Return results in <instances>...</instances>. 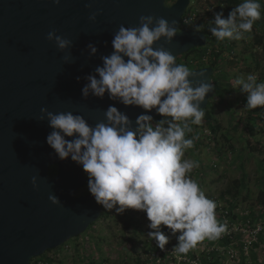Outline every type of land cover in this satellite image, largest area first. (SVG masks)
I'll return each mask as SVG.
<instances>
[{"label":"water","instance_id":"water-1","mask_svg":"<svg viewBox=\"0 0 264 264\" xmlns=\"http://www.w3.org/2000/svg\"><path fill=\"white\" fill-rule=\"evenodd\" d=\"M190 0H0V264H33L32 260L84 233L102 215L91 193L78 194L87 183L83 167L71 157L61 160L47 143L53 131L42 108L53 113L82 115L91 126L105 121L115 106L135 122L141 114L162 117L153 110L125 106L106 94L84 98L88 75L103 65L114 49L112 40L121 25L139 26L141 16L177 21L180 33L161 45L176 56L207 44V33L182 24ZM90 5V7H89ZM99 12L95 21L89 19ZM70 39L61 52L47 34ZM89 44L97 47L92 55ZM70 54V61L64 57ZM127 59V58H125ZM205 73L214 85L202 102L206 109L215 93V69ZM79 78V79H77ZM194 79V78H190ZM163 99V98H162ZM71 140V137H66ZM56 166V174L50 168ZM37 177L38 186L32 184ZM56 195L60 204L49 199Z\"/></svg>","mask_w":264,"mask_h":264},{"label":"clouds","instance_id":"clouds-1","mask_svg":"<svg viewBox=\"0 0 264 264\" xmlns=\"http://www.w3.org/2000/svg\"><path fill=\"white\" fill-rule=\"evenodd\" d=\"M54 2L60 4V0ZM99 14L93 12L89 19L95 21ZM214 16L210 32L217 42L240 40L261 19L262 5L260 0H242L227 18L223 12ZM180 31L177 21L153 15L141 16L137 27L121 25L112 40L114 51L102 57L103 65L95 69L96 75L86 77L88 83L82 89L84 98L107 94L125 106L155 110L163 117L159 121L141 114L133 123L115 106H109L106 120L95 126L71 111L53 113L42 108L40 119L46 116L53 129L47 143L59 159L71 157L83 167L97 204L109 211L115 209L117 214L128 209L145 212L151 229L147 235L156 246L165 250L175 236L178 244L173 251L187 255L205 239L221 238L227 226L216 219L217 203L189 175L199 163L184 158L198 138H186V133L193 132L192 125L202 123L205 112L201 104L214 85L204 72L197 76L177 63L176 56L163 45L154 47L162 38L172 43ZM195 31H202V26ZM47 39L61 52H67L73 43L55 31H50ZM88 48L92 55L98 51L93 44ZM64 60L68 63L70 54ZM257 81L256 74H249L234 82L246 94L247 109L264 108V82ZM32 184L38 186L37 177L32 178ZM49 199L60 204L54 194Z\"/></svg>","mask_w":264,"mask_h":264},{"label":"rangeland","instance_id":"rangeland-1","mask_svg":"<svg viewBox=\"0 0 264 264\" xmlns=\"http://www.w3.org/2000/svg\"><path fill=\"white\" fill-rule=\"evenodd\" d=\"M229 2L209 1L210 5L216 6V12L226 9V18L238 5ZM263 19L262 8L260 22ZM261 27L255 22L251 33H245L240 40L230 41L234 50L223 53L225 64L215 72L220 84L218 91L223 94L214 93L208 106L214 115V122L221 128L214 133L204 128L202 123L192 125L199 131L194 134L199 145L194 144L188 149L184 158L197 161L199 167L189 175L198 182L206 196L217 203L218 222L227 226V231L213 245L205 239L191 250L198 264H208L206 259L213 250L225 264L241 261L264 264V208L259 203L260 189L264 186V108H256L254 118L251 117L252 109L245 107L246 94L234 84L236 79H246L249 74H256L258 83L264 82V43L257 44L256 40V35L264 33V22ZM251 53L257 56L259 68H255L256 62H253ZM233 59L237 62H232ZM204 60L208 61V56ZM84 174L87 183L78 191L79 195L89 191L88 175ZM235 179L244 183L240 195L222 200L221 191ZM102 209L100 218L84 233L48 252L46 255L53 261L46 264H182L187 261L183 260L185 257L189 258L173 251L178 244L175 236L170 238L165 250L156 246L147 235L151 229L147 227L149 221L145 212L128 209L123 214H117L115 209L109 211L103 206ZM164 227L161 226L162 230ZM226 237L230 238L228 244L224 241ZM143 260L148 262L143 263ZM35 261V264H45L44 257Z\"/></svg>","mask_w":264,"mask_h":264},{"label":"trees","instance_id":"trees-1","mask_svg":"<svg viewBox=\"0 0 264 264\" xmlns=\"http://www.w3.org/2000/svg\"><path fill=\"white\" fill-rule=\"evenodd\" d=\"M229 1H230L229 3H235V4H239V3L242 2V0H229ZM260 3L262 5V8L264 9V0H260ZM260 20H258L256 22H258L259 28H262L261 26H262V23L264 21L260 22ZM200 25H202V24L200 23ZM214 26H215L214 23L210 24V27H214ZM208 29H209V27L206 30L208 31ZM256 36H257V38H256L257 44L264 43V33L258 34ZM230 41H232V40H227L226 39L225 41H222V42H213L214 45H212L211 41H210L209 45H207L208 44L207 43L205 46L195 47V48L189 50L187 53L180 55L179 56V62H180V64L186 65L191 70L192 69L201 68V67H206V66H212L215 69V72H217L218 68L223 66V64H225L224 62L226 61L222 57L223 53L225 51H229L231 53L234 50V44L233 43L229 44ZM206 56H208V61L204 60V57H206ZM251 57H252L253 62H256L255 68H259L260 62L257 59V56L254 53H251ZM228 62H230V61H228ZM232 62H237V61L233 59ZM263 78H264V74H263ZM214 79H215V94L216 93H218L219 95L223 94V92L221 93V91H218V89H219L218 86H220V84H218V79H217L216 74H215ZM244 98L246 100V96H244ZM204 112H205V116H204V118L202 120L203 127L204 128H206V127L209 128L214 133L217 132L221 128V126H220V124H216L214 122V120H215L214 119V115L212 113V110L209 108V106L206 109H204ZM254 112H255V109H252L250 111V115L253 118H254ZM162 118L163 117H156L154 119V122L155 121H159ZM252 121L255 124L253 119H252ZM198 132L199 131L197 130V128H193V132L192 133H186V138L196 137V135H194V134L195 133L197 134ZM199 134H201V133H199ZM226 139L228 140V136L227 135H226ZM194 144L196 146H198L199 145V141L197 139H195L194 140ZM50 174L51 175H55L56 174V166H52L50 168ZM243 185H244V183H243L242 180L235 179L232 184H229L224 190L221 191L220 195H221L222 200H226L227 197H232V198L238 197L240 195V188ZM259 199H260L259 203L264 208V186L260 189ZM105 215H107V214H105ZM216 219H217V215H216ZM163 231L166 234H168L169 229H167V227H164ZM224 241H225L226 244H228L230 242V238L226 237L224 239ZM208 242H209V245H213L215 243V240H209ZM53 250L47 251L44 255L38 257V259L44 257L45 264L52 262L53 258H51L50 256H48L46 254L48 252H50V251H53ZM182 255H184V254H182ZM187 255L189 256L191 261L192 260H197L196 255L192 251H190ZM216 255H217L216 251L213 250L212 252H210L209 256H208V260L206 259V263H208V264H225V263L222 262V259L220 257H217ZM35 260H37V258H34L32 260L33 264H35V262H37ZM199 260H200V258H199ZM142 262L146 263V262H148V260H143ZM90 264H96V263H93V262L91 263L90 262ZM182 264H191V263H188L187 261H183ZM238 264H246V263L241 261Z\"/></svg>","mask_w":264,"mask_h":264},{"label":"built area","instance_id":"built-area-1","mask_svg":"<svg viewBox=\"0 0 264 264\" xmlns=\"http://www.w3.org/2000/svg\"><path fill=\"white\" fill-rule=\"evenodd\" d=\"M175 1L176 0H167L169 4H172ZM209 1H212V0H190V3L186 9V12L183 15L182 24L185 26L192 27V28H196L197 26H202V29H204L205 32L207 33L208 40L210 39L211 44H212L213 42H217L216 38L210 32V28H211L210 24H212L214 21V18H215L214 13H216V10H215L216 6L213 7L212 4L210 5ZM220 10H223L222 11L223 13L226 12V9H220ZM185 21H187V23H185ZM200 23L202 25H200ZM208 27L209 29L207 31L206 29ZM183 260H187L191 264H198L196 260L191 261L190 258H187V257H185Z\"/></svg>","mask_w":264,"mask_h":264},{"label":"flooded vegetation","instance_id":"flooded-vegetation-1","mask_svg":"<svg viewBox=\"0 0 264 264\" xmlns=\"http://www.w3.org/2000/svg\"><path fill=\"white\" fill-rule=\"evenodd\" d=\"M202 30H204V29H202ZM204 31H205V30H204ZM207 43H208V41H207ZM87 193H90V192L88 191Z\"/></svg>","mask_w":264,"mask_h":264}]
</instances>
